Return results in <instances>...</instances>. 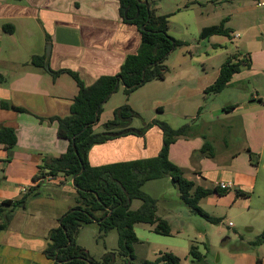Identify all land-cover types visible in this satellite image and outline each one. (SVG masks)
I'll return each instance as SVG.
<instances>
[{
  "label": "crops",
  "instance_id": "1",
  "mask_svg": "<svg viewBox=\"0 0 264 264\" xmlns=\"http://www.w3.org/2000/svg\"><path fill=\"white\" fill-rule=\"evenodd\" d=\"M215 1L221 0L184 1L173 12L159 15L169 16V34L173 37L170 27L172 15L177 11L184 12L197 29L200 27L199 19L204 15L199 10L205 3L214 4ZM223 1L226 4L236 2ZM150 2L158 13L162 0ZM211 26L214 25L199 28L200 34ZM231 31L230 39H233L235 32ZM217 38L212 36L202 40L215 41L218 45ZM256 38L259 44L252 48L243 41L242 46L247 52L239 54H250V68L242 67L222 93L214 97L205 94V90L218 79L221 67L213 74L205 69L204 75L198 73L194 77L186 72L181 76L178 101L192 99L202 110L193 118L196 120L193 136L172 144L169 159L196 186L221 190L220 183L231 185L226 193L234 192V205L243 201L248 209L261 212L258 237L264 229V176L259 181L260 171H264V45L259 36ZM140 46L138 28L123 21L117 0H0V74L7 80L0 84V129H14L18 137L11 155L0 144V204L19 201L31 189L39 193L38 196H30L24 208L16 210L9 228L0 233V264H56L45 254L49 233L59 227L62 217L77 205V191L72 180L63 176L34 180L47 157L57 158L67 151L69 142L58 137V122L50 118L67 117L79 92L78 83L69 72L56 77L53 72L72 71L91 86L102 77L118 75L126 58L136 54ZM34 57L45 58L43 67L33 65ZM225 92H236L239 98L219 105L207 103L221 98ZM2 102L29 113L3 109ZM126 103H131L136 110L132 96ZM105 104L94 127L96 132H102L104 124L114 118L116 108L105 111ZM217 122H223L218 129L215 127ZM206 141L215 150L212 157L201 153ZM162 146L163 134L153 126L145 137H120L94 146L89 153V161L93 166H99L151 158L159 154ZM249 150L254 155L253 160ZM60 187L64 193L73 194V203L71 201L61 208L56 200V190ZM238 195H243V198H238ZM255 195L258 198L255 199ZM220 197L223 198L214 193L201 201L207 206H218ZM204 211L220 218V214ZM172 215L173 212L163 216L171 226V236L159 235L149 225L148 228L140 227L147 226L145 224L135 227L139 242L147 241L153 245L155 258L146 260L155 261L162 253H172L181 259L182 264H193L190 250L195 245L194 240L184 237V224L179 226L178 217ZM139 228H142L145 240L140 239ZM255 229L252 226L247 230L252 232ZM83 230L84 227L78 238ZM203 237L204 234L198 231V238ZM240 240V245L228 249L216 248L217 244L209 240V248H213L219 257L212 262L206 252L208 245L204 246V251L198 248L205 256L204 264H257L258 259L264 264V244L252 246L256 237L245 239L242 236ZM119 263L124 264L123 259L117 257L116 264Z\"/></svg>",
  "mask_w": 264,
  "mask_h": 264
},
{
  "label": "trees",
  "instance_id": "2",
  "mask_svg": "<svg viewBox=\"0 0 264 264\" xmlns=\"http://www.w3.org/2000/svg\"><path fill=\"white\" fill-rule=\"evenodd\" d=\"M121 5V16L127 24L138 28L141 35V46L136 54L129 55L116 76H105L95 84L87 86L77 73L72 71L53 72L59 76L69 72L78 83L79 92L71 106L67 117H53L58 122V137L69 142L67 151L57 158L47 157L35 182L48 177L63 176L75 180L77 205L68 211L61 225L50 231L49 243L45 249L46 256L56 264H116L117 257L124 264H134V246L139 243L135 227L140 224L149 225L153 231L162 236H171L172 229L167 220L158 216L157 200L146 193L143 188L150 182L170 178L177 184L183 203L211 224H219L222 219L210 216L200 207V201L214 193L223 196L226 192L218 188L205 189L196 186L183 176L182 170L169 159L172 144L179 139L193 136V124H185L173 128L164 121H154L142 128H134L133 120L140 117L130 104L126 103L114 111V118L103 126L102 132H96V119L100 117L104 104L124 86V94L129 97L148 82L164 80L168 72L165 60L185 42L173 38L169 34V16L159 15L150 0H117ZM142 2H147L148 6ZM228 19L219 25L202 30L201 39L212 36L231 38V30L226 28ZM13 28V27H11ZM7 30L8 27H5ZM33 65L43 67L45 58L34 57ZM250 54L230 57L221 66L220 74L214 84L205 90L206 95L222 93L230 85L233 77L241 72L242 67L250 68ZM120 85H118V82ZM0 74V84L6 83ZM3 109L29 113L15 105L2 102ZM233 108V107H231ZM40 118V117H39ZM43 120L42 118H40ZM157 126L163 134V146L157 156L130 161L115 162L93 166L89 161V153L94 146L105 144L116 138L126 136L145 137L148 130ZM110 133H121L119 137H111ZM18 137L14 129H0V144L4 145L11 155L17 146ZM202 154L214 156V149L206 141L201 149ZM251 160L254 155L248 151ZM84 171L82 172V170ZM82 172V173H81ZM37 190L31 189L19 201H5L0 204V233L6 231L19 208L26 206L30 196H38ZM243 196V195H238ZM135 200L142 202L137 210L132 209ZM96 224L99 239H104L111 231L118 233V248L107 252L100 260H96L81 247L77 238L81 228ZM71 244L69 245V243ZM264 244V229L252 246ZM190 256L193 264H203L205 256L198 247L192 246ZM143 264H182L181 259L172 253H162L155 261H144ZM257 264H261L258 259Z\"/></svg>",
  "mask_w": 264,
  "mask_h": 264
},
{
  "label": "rangeland",
  "instance_id": "3",
  "mask_svg": "<svg viewBox=\"0 0 264 264\" xmlns=\"http://www.w3.org/2000/svg\"><path fill=\"white\" fill-rule=\"evenodd\" d=\"M184 1L188 0H162L158 14L173 12L172 10H176L177 6ZM191 1L195 2V0ZM214 9L216 10L215 13L213 12ZM199 11L204 13V15L199 19L200 27L197 29L188 21L187 14H184V12L177 11L176 14L172 15L170 27L173 37L185 42L186 45L176 48L165 60L168 72L164 81L154 80L148 82L131 95L136 110L131 107L140 114V117L133 120L132 126L134 128H142L152 124L154 121L167 122L173 128H180L187 123H196L193 118L197 117L202 110L199 109V104L192 99L178 101L181 76L186 72L191 73L194 77L198 73L204 75L205 69H207L209 74H213L228 58L247 52L242 46L243 41L246 42L247 47L248 44L251 48L256 47L259 44L256 37L259 36L261 44L264 45V8H258L253 0H236L234 4H226L223 0L215 1L214 4L205 3ZM207 14H210V16H207ZM225 19H228L226 27L234 30V34L240 33L241 38L238 40L234 39V34L232 36L233 39L218 36V45H216L215 41L202 40L200 38L199 30L201 29L199 28L206 25H219ZM238 95L236 92H225L221 98L215 101H208L207 103L215 102L219 105L222 102L238 99ZM208 96L214 97V95ZM126 102L127 97L124 94V86L121 85L119 90L105 104V111L111 108H118L126 104ZM129 104L131 105V103ZM223 122H217L215 124L216 129ZM187 174L195 176L191 173ZM183 176L186 178L187 175ZM263 176L264 171L261 170L259 181L262 180ZM143 190L157 200L158 216L163 218V216H168L173 212L172 216L175 215L178 217L177 221H180L178 225L183 226V223L185 226L184 237L192 238L194 246L200 248L201 251L205 250L204 246L208 245L209 240L217 244L216 248L224 247L228 249L234 245H240L242 236L245 239L258 238L259 215L261 212L248 209L246 202L243 201L234 205L232 202L233 191L225 193L223 198H218L221 199L218 206L211 207L207 206L205 202H200L199 205L203 210L213 214H220L222 221L219 224H211L183 203L178 185L173 184L170 178L150 181L144 186ZM56 193L59 208L71 201L73 203V194L64 193L61 187L56 190ZM237 197L243 198L241 196ZM256 198H258L257 195H255ZM141 204L140 200H135L132 209L137 210ZM230 222L233 225L232 227L229 225ZM252 226H255L256 229L248 232L247 229ZM140 227L148 228V225ZM198 231L204 234L203 239L198 238ZM139 232L140 239L145 240L144 238L146 237L142 232V228H139ZM107 236V238L99 239V230L96 224H90L84 226L83 233L78 238V243L90 251L92 257L99 260L98 258L102 254L115 251L118 248V233L111 231ZM134 249L136 256L134 264H143L144 260H153L155 258L153 245H150L147 241L139 242L134 246ZM206 252L212 262L218 260L219 254L215 253L213 248H209V245Z\"/></svg>",
  "mask_w": 264,
  "mask_h": 264
},
{
  "label": "built area",
  "instance_id": "4",
  "mask_svg": "<svg viewBox=\"0 0 264 264\" xmlns=\"http://www.w3.org/2000/svg\"><path fill=\"white\" fill-rule=\"evenodd\" d=\"M256 4L257 7H264V0H253ZM241 38V35L239 33L234 34V39H239ZM54 177H48V179H53ZM231 185H229L228 183H220L219 188L222 191H228L230 190ZM230 226H232V223L229 224Z\"/></svg>",
  "mask_w": 264,
  "mask_h": 264
},
{
  "label": "water",
  "instance_id": "5",
  "mask_svg": "<svg viewBox=\"0 0 264 264\" xmlns=\"http://www.w3.org/2000/svg\"><path fill=\"white\" fill-rule=\"evenodd\" d=\"M142 3H144L145 5H147L148 6V3L147 2H142ZM48 56H49V50H48ZM46 66H48V59H47V61H46ZM121 78H120V80H119V82H118V85L120 84V82H121ZM99 121V118H97L96 119V123ZM109 136H111V137H119V136H121V133H117V134H115V133H110L109 134ZM84 171V169L82 170V172ZM81 172V173H82ZM73 181V185H75L74 183H75V180L73 179L72 180ZM75 187V186H74ZM71 211H73V210H71ZM66 216V214L62 217V219H61V222H62V220H63V218ZM71 244V242L69 243V245Z\"/></svg>",
  "mask_w": 264,
  "mask_h": 264
}]
</instances>
